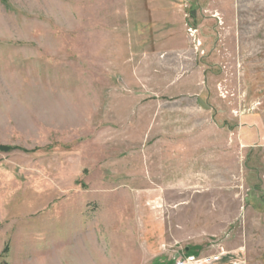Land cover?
<instances>
[{
	"label": "rangeland",
	"instance_id": "obj_1",
	"mask_svg": "<svg viewBox=\"0 0 264 264\" xmlns=\"http://www.w3.org/2000/svg\"><path fill=\"white\" fill-rule=\"evenodd\" d=\"M0 146V263L264 264V0H0Z\"/></svg>",
	"mask_w": 264,
	"mask_h": 264
},
{
	"label": "built area",
	"instance_id": "obj_2",
	"mask_svg": "<svg viewBox=\"0 0 264 264\" xmlns=\"http://www.w3.org/2000/svg\"><path fill=\"white\" fill-rule=\"evenodd\" d=\"M225 255L226 251L223 248H219L216 254L210 256H198L194 254L184 255L181 259H178L175 264H217Z\"/></svg>",
	"mask_w": 264,
	"mask_h": 264
},
{
	"label": "trees",
	"instance_id": "obj_3",
	"mask_svg": "<svg viewBox=\"0 0 264 264\" xmlns=\"http://www.w3.org/2000/svg\"><path fill=\"white\" fill-rule=\"evenodd\" d=\"M9 150H10V148L8 146H0V151H9ZM7 251H8V248H6L4 250V253H6ZM0 264H7V263L3 262V263H0Z\"/></svg>",
	"mask_w": 264,
	"mask_h": 264
}]
</instances>
